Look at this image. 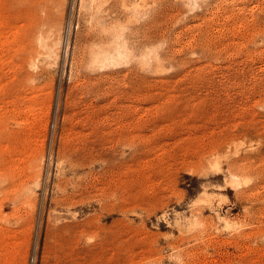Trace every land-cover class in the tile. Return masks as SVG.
<instances>
[{
    "label": "rangeland",
    "instance_id": "obj_1",
    "mask_svg": "<svg viewBox=\"0 0 264 264\" xmlns=\"http://www.w3.org/2000/svg\"><path fill=\"white\" fill-rule=\"evenodd\" d=\"M0 264H264V0H0Z\"/></svg>",
    "mask_w": 264,
    "mask_h": 264
}]
</instances>
